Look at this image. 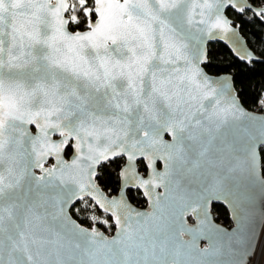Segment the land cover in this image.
I'll return each instance as SVG.
<instances>
[{
    "label": "snow or ice",
    "instance_id": "snow-or-ice-1",
    "mask_svg": "<svg viewBox=\"0 0 264 264\" xmlns=\"http://www.w3.org/2000/svg\"><path fill=\"white\" fill-rule=\"evenodd\" d=\"M257 66L264 0H0V264H264Z\"/></svg>",
    "mask_w": 264,
    "mask_h": 264
},
{
    "label": "trees",
    "instance_id": "trees-1",
    "mask_svg": "<svg viewBox=\"0 0 264 264\" xmlns=\"http://www.w3.org/2000/svg\"><path fill=\"white\" fill-rule=\"evenodd\" d=\"M220 65H226L231 62V56L226 53L222 48L217 49V61ZM235 69H228V71H234ZM261 73H264V66H257L255 70V80L261 79Z\"/></svg>",
    "mask_w": 264,
    "mask_h": 264
}]
</instances>
